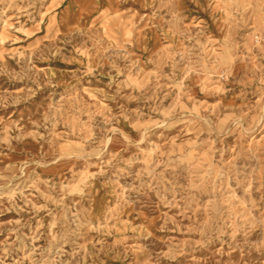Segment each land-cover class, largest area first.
<instances>
[{"label": "rangeland", "instance_id": "obj_1", "mask_svg": "<svg viewBox=\"0 0 264 264\" xmlns=\"http://www.w3.org/2000/svg\"><path fill=\"white\" fill-rule=\"evenodd\" d=\"M264 0H0V264H264Z\"/></svg>", "mask_w": 264, "mask_h": 264}, {"label": "built area", "instance_id": "obj_2", "mask_svg": "<svg viewBox=\"0 0 264 264\" xmlns=\"http://www.w3.org/2000/svg\"><path fill=\"white\" fill-rule=\"evenodd\" d=\"M262 41H264V34L262 35V37L260 38Z\"/></svg>", "mask_w": 264, "mask_h": 264}]
</instances>
